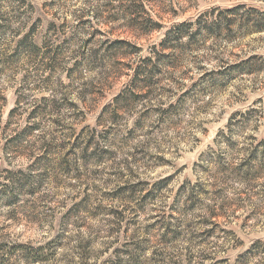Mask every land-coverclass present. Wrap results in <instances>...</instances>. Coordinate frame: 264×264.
I'll return each mask as SVG.
<instances>
[{"label": "clouds", "instance_id": "9594fccd", "mask_svg": "<svg viewBox=\"0 0 264 264\" xmlns=\"http://www.w3.org/2000/svg\"><path fill=\"white\" fill-rule=\"evenodd\" d=\"M0 264H264V0H0Z\"/></svg>", "mask_w": 264, "mask_h": 264}]
</instances>
